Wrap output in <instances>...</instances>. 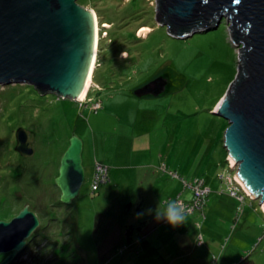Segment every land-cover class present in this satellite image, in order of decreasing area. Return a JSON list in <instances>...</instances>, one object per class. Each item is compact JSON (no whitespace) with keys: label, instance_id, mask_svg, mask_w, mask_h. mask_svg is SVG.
<instances>
[{"label":"rangeland","instance_id":"374dc122","mask_svg":"<svg viewBox=\"0 0 264 264\" xmlns=\"http://www.w3.org/2000/svg\"><path fill=\"white\" fill-rule=\"evenodd\" d=\"M76 2L98 21L90 93L74 100L27 83L0 85V220L26 205L40 220L10 264H264L262 202L236 178L223 140L228 121L214 113L241 67L226 18L179 34L160 20L158 0ZM143 26L150 29L139 33ZM148 82L150 93H134ZM85 99L102 105L82 108ZM21 127L30 131L31 156L15 149ZM139 134L146 152L130 156ZM72 135L83 142L84 181L66 205L54 180ZM138 162L143 167L129 165ZM97 163L105 181L94 188ZM216 175L234 211L231 198L212 211L216 196L206 181ZM195 179L209 190L184 189ZM229 182L237 187L230 191ZM178 199L195 203L183 223L155 220L165 201Z\"/></svg>","mask_w":264,"mask_h":264},{"label":"water","instance_id":"95a60500","mask_svg":"<svg viewBox=\"0 0 264 264\" xmlns=\"http://www.w3.org/2000/svg\"><path fill=\"white\" fill-rule=\"evenodd\" d=\"M158 12L179 34L214 28L223 17L229 23L241 67L232 94L214 113L228 121L224 145L238 163L236 178L264 207V0H158ZM92 27L89 9L76 0H0V85L27 83L42 94L79 97L90 69ZM145 92L134 90L139 96ZM29 134L22 127L16 131L15 149L23 156L34 153ZM82 149V139L72 135L60 159L54 183L66 205L84 181ZM39 224L27 205L0 220V255L5 254L0 264H9L25 248Z\"/></svg>","mask_w":264,"mask_h":264},{"label":"crops","instance_id":"0c3cea01","mask_svg":"<svg viewBox=\"0 0 264 264\" xmlns=\"http://www.w3.org/2000/svg\"><path fill=\"white\" fill-rule=\"evenodd\" d=\"M93 80V79H92ZM94 83V82H93ZM96 88H100L99 85L97 83H95L94 85ZM139 88H143V87H139ZM92 88H90L91 90ZM88 93H89V90H88ZM147 93H150V92H145L144 94H142L141 96L147 94ZM90 97V96H88ZM224 133H225V130H224ZM146 138H144V135L143 134H139V135H135L134 139H133V143H132V149H131V152H130V156H135L136 154L138 156L142 155L143 152H146V148H147V144H146V141H145ZM223 140H224V136H223ZM225 149V148H224ZM226 152V150H225ZM227 153V152H226ZM88 160H90L89 162H87L88 164L92 163L91 159L88 157ZM129 165L135 167V168H140V167H143L144 164H140L139 162L137 164H134V163H129ZM161 169L163 171L166 170V168H164V165L161 167ZM115 171H114V168L113 167H109V181L108 182H111L112 179H113V175H114ZM168 174L173 177V178H179L181 179V177H179V174L174 172V171H168ZM174 174V175H173ZM176 174V176H175ZM218 179V175L214 176L212 179H209L206 181V183L208 184V186L211 188L212 192L210 193V197L215 195L216 196V200L214 201V204H212V211H215L220 209V204L222 203V198H231V202H232V211L235 210V206H236V202H235V199H233L231 196L225 194V193H221L220 191H222V187H224L220 181L217 180ZM176 185V184H175ZM174 185V191L176 192L177 190V185L175 186ZM179 191V190H178ZM179 193V192H178ZM181 193V192H180ZM179 193V194H180ZM209 202H211V199L209 200ZM162 219V217H156L155 220H160ZM143 224L146 226L148 224L145 223V220L143 221ZM144 225H141L142 227H144ZM152 224L149 223V227L151 226ZM147 226V231H150V229ZM140 230V229H139Z\"/></svg>","mask_w":264,"mask_h":264},{"label":"built area","instance_id":"2783aa9c","mask_svg":"<svg viewBox=\"0 0 264 264\" xmlns=\"http://www.w3.org/2000/svg\"><path fill=\"white\" fill-rule=\"evenodd\" d=\"M86 101V99L85 100H82L81 101V103L82 102H85ZM95 105V106H94ZM101 106V102L100 101H98V100H95V101H93V103L91 104V108H92V110H97L99 107ZM95 177L97 176V179H96V181H95V183H94V188H96L97 187V185H99V183H102V182H104L105 181V173H104V169H103V167H102V165H100V164H96V166H95ZM204 184V181L203 180H199V179H195L193 182H191V183H189V184H187V183H185V187H188V188H190L191 189V191H192V194L193 193H195V194H200L199 193V191H201V192H204L203 191V187H204V189H207V190H209V188L208 187H206L205 185H203ZM201 186V187H198V186ZM230 182H229V189H230V191L232 190V189H235L237 186L236 185H234V184H232L233 185V187L232 188H230ZM203 196H207L206 194H203ZM194 197V196H193ZM195 198V197H194ZM197 199V198H196ZM240 199H242L241 197H240ZM204 200V199H203ZM200 201V200H199ZM177 202H179L180 204H184L185 205V210H186V212L187 213H191V212H193V210H195L194 209V207H192L193 206V204H195L194 202H193V204H189V201L188 202H184L183 200H180V199H178L177 200ZM191 209V210H190Z\"/></svg>","mask_w":264,"mask_h":264},{"label":"bare ground","instance_id":"6f19581e","mask_svg":"<svg viewBox=\"0 0 264 264\" xmlns=\"http://www.w3.org/2000/svg\"><path fill=\"white\" fill-rule=\"evenodd\" d=\"M90 13H91V20H92V24H93V43H92V52H91V58H90V69H89V73H88V76H87V80H86V83H85V86L83 88V90L81 91L79 97H76L77 98H83L85 95H86V92L90 86V82H91V72H92V68H93V64H94V60H95V52H96V49H97V44H98V21H97V16H96V13L93 11V10H90ZM150 28L147 27V26H143L140 30H139V33L140 32H146L148 31ZM219 106V105H218ZM216 106V107H218ZM235 162V161H234ZM244 187V186H243ZM250 194H252V191L250 192ZM264 209V207H263Z\"/></svg>","mask_w":264,"mask_h":264},{"label":"clouds","instance_id":"9594fccd","mask_svg":"<svg viewBox=\"0 0 264 264\" xmlns=\"http://www.w3.org/2000/svg\"><path fill=\"white\" fill-rule=\"evenodd\" d=\"M123 55V54H122ZM165 209L158 216L163 217L169 224L178 225L185 220V208L181 206L176 200L165 201Z\"/></svg>","mask_w":264,"mask_h":264},{"label":"trees","instance_id":"16d2710c","mask_svg":"<svg viewBox=\"0 0 264 264\" xmlns=\"http://www.w3.org/2000/svg\"><path fill=\"white\" fill-rule=\"evenodd\" d=\"M148 83H150V82H148ZM148 83H147V84H148ZM89 93H90V91H89ZM58 98H61V97H58ZM74 100H75V99H74ZM93 101H95V100H92V99H91V100H89V101L86 100V101L84 102V104H82V103H81V104L78 103V104H80V107L83 108V107H86V106H87V102H89V106H91V104L93 103ZM100 102H101V101H100ZM101 105H102V104H101ZM91 110H92V108H91ZM93 111H94V110H93ZM184 189H190V188L184 186ZM190 190H191V189H190ZM191 193H192V191H191ZM192 195H193V194H192ZM183 201H184V200H183ZM188 201H190V200H188ZM188 201H184V202H188ZM207 201H208V197L205 198L204 203H203L202 205H203V206L206 205ZM243 204H244V202H243ZM243 204L240 206V208H241V209H240V212H241L242 209H243ZM9 264H10V263H9ZM11 264H13V263H11Z\"/></svg>","mask_w":264,"mask_h":264},{"label":"flooded vegetation","instance_id":"af4514ba","mask_svg":"<svg viewBox=\"0 0 264 264\" xmlns=\"http://www.w3.org/2000/svg\"><path fill=\"white\" fill-rule=\"evenodd\" d=\"M154 82V81H153ZM156 85H158V86H160L162 83H160V80L158 79V80H156L155 82H154ZM152 85L150 84V83H148V84H145V85H143V86H141V87H144V89H147V88H151V89H153L152 87H151Z\"/></svg>","mask_w":264,"mask_h":264}]
</instances>
